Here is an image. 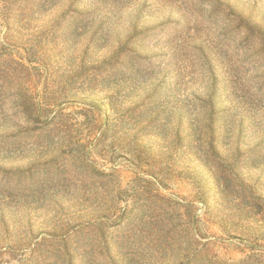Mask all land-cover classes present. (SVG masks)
<instances>
[{
	"label": "rangeland",
	"instance_id": "rangeland-1",
	"mask_svg": "<svg viewBox=\"0 0 264 264\" xmlns=\"http://www.w3.org/2000/svg\"><path fill=\"white\" fill-rule=\"evenodd\" d=\"M209 135L264 195V0H0V264H264Z\"/></svg>",
	"mask_w": 264,
	"mask_h": 264
},
{
	"label": "trees",
	"instance_id": "trees-1",
	"mask_svg": "<svg viewBox=\"0 0 264 264\" xmlns=\"http://www.w3.org/2000/svg\"><path fill=\"white\" fill-rule=\"evenodd\" d=\"M25 111H26L25 109H22V112L25 113ZM209 136H210V138L207 137L208 142H207V150L205 153L206 157H205L204 163L210 164L209 167L212 169L211 178L214 180L213 181L214 185L221 188V186L223 184L233 183L236 187V194L235 193L226 194L227 189H222V190H224V196L231 195V196H233L232 197L233 200H237L236 205L239 204L238 203L239 201L244 200V198H243V196H241V194H243L246 191V187H248V189L250 191L249 198L251 201H253L252 203H255V204L261 203V206L263 207V209H260V211L257 212V214L261 215L262 217L260 219H257L255 222L260 223V225L258 226L262 230L260 233L264 234V199L262 197L264 195L258 193L253 185H249L248 183H246L244 181H241V182L237 181L238 175H237V173H235L233 171V168L238 167L237 166L238 163L235 164L232 161L225 160V159L221 158L220 156H218L216 153L217 151L214 148L213 137H212V135H209ZM196 137H197L196 143L201 145V143L203 141L202 135H200V133H197ZM202 156H204V154ZM251 156L252 155H243V157H242V155H241L242 158H249ZM239 160H241V158L240 159L238 158V161ZM229 220L231 221V218H229ZM222 228H224V227L222 226ZM234 232L235 231H229V233L227 235L230 237V236H232V234ZM237 234H239V233H237ZM262 239L264 240V236L262 237ZM259 240L260 239L257 236L251 237V241L255 246H258L257 242H259Z\"/></svg>",
	"mask_w": 264,
	"mask_h": 264
}]
</instances>
